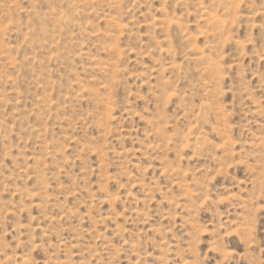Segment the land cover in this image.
Returning <instances> with one entry per match:
<instances>
[{
	"label": "rangeland",
	"instance_id": "obj_1",
	"mask_svg": "<svg viewBox=\"0 0 264 264\" xmlns=\"http://www.w3.org/2000/svg\"><path fill=\"white\" fill-rule=\"evenodd\" d=\"M0 264H264V0H0Z\"/></svg>",
	"mask_w": 264,
	"mask_h": 264
}]
</instances>
